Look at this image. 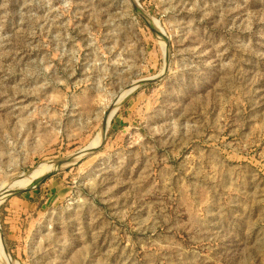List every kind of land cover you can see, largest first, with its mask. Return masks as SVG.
Wrapping results in <instances>:
<instances>
[{"label":"rangeland","instance_id":"obj_1","mask_svg":"<svg viewBox=\"0 0 264 264\" xmlns=\"http://www.w3.org/2000/svg\"><path fill=\"white\" fill-rule=\"evenodd\" d=\"M136 1L158 33L132 0H0V192L110 118L0 194V264H264V0Z\"/></svg>","mask_w":264,"mask_h":264},{"label":"water","instance_id":"obj_2","mask_svg":"<svg viewBox=\"0 0 264 264\" xmlns=\"http://www.w3.org/2000/svg\"><path fill=\"white\" fill-rule=\"evenodd\" d=\"M132 5L134 6L135 10L139 13V15L145 20V22L148 23V24H150V22H149L150 19H149L148 15L142 10V8L139 6V4L137 3L136 0H132ZM149 26H150V28L153 30V32L158 33V31H160V30H158L157 28H155L154 26H152V24H150ZM161 34H162V33H161ZM162 35H163V34H162ZM166 51H167V43H166ZM165 58H166V61H167V53H166ZM150 81H152V79L141 80V81L137 82V83L135 84V86H137V85H143V84H146V83H148V82H150ZM135 86H134V87H135ZM134 87H133V89H134ZM129 88H131V87H128L126 90H128ZM126 90H125V91H126ZM125 91H124V92H125ZM132 91H133V90L127 92V94H126L123 98H125V97H126L128 94H130ZM120 98H121V97H120ZM120 98H119V100H118L117 102H115L116 105H114V106H117L118 103L123 99V98H121V99H120ZM109 120H110V118L107 119L106 116L103 118V121H102V124H101L100 142H99V144H98L97 146H93V147H85V148H83V149H81V150H79V151H77V152L71 154L70 156L63 158L62 164H61L58 168L53 169V170H51V171H48L47 173H45L44 175H42L37 181H35L31 186L24 187V188H15V189H13V190H10V191L8 192V195H9V194H12V193H15V192L23 191V190H25V189H29V188L35 187V186H36V185H37V184H38V183H39V182H40V181H41V180H42L47 174L51 173L52 171L57 170V169H59V168H62V167H65V166L71 164L72 162H74L76 159H78V158H79L80 156H82L83 154H86V153H90V152H94V151H96L97 148H99V146L101 145V143H102V141H103V138H104V136H105L106 129H107V127H108ZM0 240H1V244H2V246H3V248H4V251H5L6 255H7L8 257H10L11 260H13L12 257H11V255L9 254V252H8V250H7V248H6V246H5V243H4L3 239H2L1 232H0ZM13 262L16 263L14 260H13Z\"/></svg>","mask_w":264,"mask_h":264},{"label":"bare ground","instance_id":"obj_3","mask_svg":"<svg viewBox=\"0 0 264 264\" xmlns=\"http://www.w3.org/2000/svg\"><path fill=\"white\" fill-rule=\"evenodd\" d=\"M92 144H89V145L92 146ZM62 161H63V159H61L59 161H48V162H43V163L38 164L32 170H30L24 174H21L20 176L15 178L13 181L9 182L6 186H4V188H3V190H1L0 194L7 193L10 190H13L15 188H24V187L31 186L42 175L47 173V171L52 170L55 167L58 168L62 164ZM0 251H1V248H0ZM0 256H2V255H0Z\"/></svg>","mask_w":264,"mask_h":264}]
</instances>
